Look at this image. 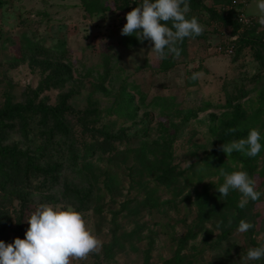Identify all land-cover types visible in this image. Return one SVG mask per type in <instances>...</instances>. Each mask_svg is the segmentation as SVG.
Returning a JSON list of instances; mask_svg holds the SVG:
<instances>
[{"label":"rangeland","instance_id":"1","mask_svg":"<svg viewBox=\"0 0 264 264\" xmlns=\"http://www.w3.org/2000/svg\"><path fill=\"white\" fill-rule=\"evenodd\" d=\"M108 1L113 5L114 0ZM238 2L204 0L196 14L204 30L188 38L180 55L172 58L173 64L160 70L162 59L151 51L150 41L131 44L126 35H121L129 10L114 8L90 18L85 17L79 0H3L0 106L8 97L18 103L31 97L51 107L63 103L70 107L65 123L71 129L79 128V112L85 110L91 117L88 124L98 113L95 126L107 125L119 138L113 141L115 149L106 147L91 158L79 157L76 163H67L68 153L50 151L41 155L39 165L44 171L30 178L27 188H16L19 195L9 201L0 200V212L17 216L26 229V219L37 203L71 205L101 245L83 259L70 258V264H162L171 257L177 238L185 234L195 218V190L200 191L206 184L212 194L223 182L221 172L205 175L201 182L194 179L205 172L199 167L206 163L204 158L228 128L226 123L234 115L239 117L235 130L242 136L233 141L246 137L250 129H257L261 139L264 137V49L255 44L239 45L232 55L216 51L218 45L229 43L236 34L210 10L219 14L232 6V13L243 8L257 22L254 35L264 39L255 0L241 5ZM123 87L133 96L137 108L132 119L118 111ZM50 127L51 123L43 126L39 116H33L26 133L17 131L7 142L37 150L44 143L42 130ZM142 144L152 149L145 154L150 161L160 159L163 153L169 164L185 175L196 169L193 181L182 193L174 197L172 187L154 181L153 174L149 178L132 177L130 166L138 161L134 150ZM222 157L226 166H234L229 155ZM255 164L254 185L262 195L244 218L252 228L240 233L227 219L229 231L221 240L217 239V228L207 240V233L199 232L183 249L194 264H245L246 250L261 242L264 172L259 176L257 170L264 168V148ZM236 192L239 201L241 194ZM146 197L156 199L158 206L140 205L133 211V206L143 203ZM125 200L133 202L124 208L120 204ZM212 201L217 210L219 200ZM222 212L229 218V211ZM255 212L258 216L253 217ZM135 226L141 228L139 234L107 257L104 245L115 238L123 241V233Z\"/></svg>","mask_w":264,"mask_h":264},{"label":"trees","instance_id":"2","mask_svg":"<svg viewBox=\"0 0 264 264\" xmlns=\"http://www.w3.org/2000/svg\"><path fill=\"white\" fill-rule=\"evenodd\" d=\"M79 1L85 11V17L90 18L94 15L103 16L105 12L114 8L121 12L130 11L131 8L139 3V0H134L133 2H130L129 0H114L113 5L109 3L108 0ZM238 1L240 5L247 3V0ZM203 2L204 0H187L189 8L187 16H194L200 21L196 14L199 13L201 8H203ZM2 4L3 0H0V7ZM232 7H229V10L225 9L219 14L210 10L217 15L223 23L232 26L233 34H236V37L230 40L229 43H223L220 44V46L225 48L228 44L232 43L233 51L229 55L234 54L236 50L239 49V45L241 48L246 45L252 46L257 44L264 49V39L256 37L253 33L257 22L253 20L249 27L244 28L242 32L238 31L241 25L237 21L235 14L239 11L244 12V9L237 8L232 13L230 11L232 10ZM126 39H128L131 44H137L139 42L136 37L132 35H126ZM187 39L188 38H185L178 44L181 51L183 44ZM174 57L175 55L170 54L166 59H162L159 64V69L166 70L169 68L173 64L172 58ZM48 78L50 79L51 76H48ZM37 93L38 92H34V94ZM121 95L122 98L119 100V103H117L118 109H120L118 111L127 116V119H132L135 116V111L137 109L132 103L133 96L129 92H126L124 87L121 89ZM68 110H70V107L63 103L51 107L46 106L41 101L36 102L34 98L31 97H29V100L25 103L13 102L9 97L6 98L3 105L0 106V200L9 201L15 195H19L18 191L20 190L16 188H27L28 185H31L30 178H34L38 172L44 171L39 165L40 156L48 154L50 151L68 153L67 159L69 157L70 161L67 163H76L79 157L84 160L91 158L96 151H103L106 147H112L115 149L113 141L117 140L119 136L112 134L107 125L101 127L95 126V123L99 120L98 113L92 116V120L88 124L91 119V117L87 116L89 111H80L79 114L81 117H78V119H80L82 123L79 125L78 129H71V127L65 123V114ZM33 116H39V123L43 126L51 123L49 130H42L44 133V143L41 144L37 150L29 151V148H27L26 145L20 147L21 145L19 146L12 141L7 142L10 136L17 131L26 133L27 124ZM238 121L239 117L234 115V117L226 123L228 128H225L220 135L219 140L212 148V151L204 158L206 163L199 167L205 172L202 175H197L194 179L195 181L201 182L205 175L210 176L222 171L232 172L235 170L246 171L249 177L254 181L256 170L255 159L259 153L255 157H247L243 153L235 151L231 154H225L221 148L222 144H228L234 139H238L242 136L241 132L235 130V125ZM260 143L262 144L263 149L264 137L260 140ZM147 151H152V149L147 148V144H142L134 150V156L137 157L138 161L134 163V166H130V171L133 174L132 177L140 179L145 175L149 178V175L153 174L155 178L154 181L157 180L159 182L160 180L161 183L165 184V187H172L174 197L182 193L183 189L193 181V175H196V169H193L192 171L190 170V174L188 173L185 175V173L177 171L174 166L170 165L163 153H161L162 156L160 159L155 158L154 161H150L145 156ZM223 154L231 157V161L234 163L233 167L224 164L222 157ZM123 157L125 160L126 155H123ZM83 161L82 163H84ZM126 167H128V165ZM263 172L264 168L257 170L259 176ZM143 181H145V178ZM254 189L257 190L255 185ZM219 195L220 194L217 190L210 194L206 184L202 185L200 191L195 190V218L192 224L187 228L185 234L177 238V248L175 253L171 257L165 259L162 264H194L191 255L183 252L188 240L196 238L201 231L207 233V235L204 236V239L207 240L215 228L220 230L217 239H223L229 231V228H226L227 219L231 220L232 227H236L240 220H244L245 216L250 212V208L255 203V201L250 200L244 208L238 207V193L235 190H232L227 196ZM213 198L219 200L217 210H215L216 203L212 201ZM132 202L133 201L130 202L129 200H125L120 205L126 208L129 203ZM140 205H147L149 208L158 206L156 199L153 197H146L144 198L143 203L133 206V211H136ZM223 209L229 211V218H227V215L222 212ZM255 216H258L257 212L253 214V217ZM215 217L218 218L216 222L213 220ZM207 223H210V228H206ZM24 230L20 218L17 216L13 217L7 211L0 212V240L10 243L13 237L23 238ZM140 230V227L135 226L132 230L123 233V241H121L120 238L112 239L109 243L104 245V254H106L107 257H111L114 252L123 248L124 241L131 242L133 236L138 235ZM262 263L264 264V261H262Z\"/></svg>","mask_w":264,"mask_h":264},{"label":"clouds","instance_id":"3","mask_svg":"<svg viewBox=\"0 0 264 264\" xmlns=\"http://www.w3.org/2000/svg\"><path fill=\"white\" fill-rule=\"evenodd\" d=\"M257 21L264 25V0H255ZM187 0H139L125 14L120 28L121 35L135 36L138 41H150L151 51L159 59L169 54L179 56L178 44L185 38H195L202 32L196 17H189ZM196 79V74H193ZM261 134L250 129L244 138L222 144L225 154L243 153L255 157L262 150ZM223 182L215 187L219 196H227L230 190L238 191V207L256 201L262 195L254 189V181L244 170L221 172ZM23 238L13 237L10 243L0 240V264H70L71 259H83L95 252L101 241L85 226L81 214L71 205L37 203L31 211ZM252 224L240 220L237 231L247 232ZM245 264L264 261V237L256 246L246 250Z\"/></svg>","mask_w":264,"mask_h":264},{"label":"built area","instance_id":"4","mask_svg":"<svg viewBox=\"0 0 264 264\" xmlns=\"http://www.w3.org/2000/svg\"><path fill=\"white\" fill-rule=\"evenodd\" d=\"M130 2H133L134 0H129ZM237 21L240 23V28L238 31H242L244 28L249 27V25L252 24L253 19L247 16L243 11H239L235 14ZM234 39V38H233ZM219 53H225L230 54L233 51V44H228L225 48H222L220 45L217 46L216 49Z\"/></svg>","mask_w":264,"mask_h":264}]
</instances>
